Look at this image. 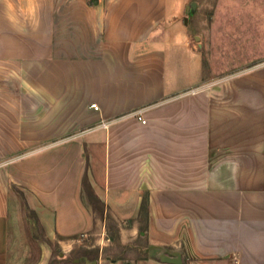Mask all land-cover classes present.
I'll list each match as a JSON object with an SVG mask.
<instances>
[{"label":"crops","instance_id":"0c3cea01","mask_svg":"<svg viewBox=\"0 0 264 264\" xmlns=\"http://www.w3.org/2000/svg\"><path fill=\"white\" fill-rule=\"evenodd\" d=\"M221 1L0 0V264L19 261L21 190L65 251L96 243L84 264H264V43L204 72L252 53L264 8ZM141 209L134 254L83 243L91 214Z\"/></svg>","mask_w":264,"mask_h":264},{"label":"rangeland","instance_id":"374dc122","mask_svg":"<svg viewBox=\"0 0 264 264\" xmlns=\"http://www.w3.org/2000/svg\"><path fill=\"white\" fill-rule=\"evenodd\" d=\"M254 1V0H253ZM257 5L260 7L259 13H262L264 8V0H255ZM229 0H222L220 2V14H223L227 10ZM192 10H196V5L192 7ZM254 13V10L252 11ZM256 23L254 26H257ZM229 45L237 46L238 41L230 42L223 40ZM264 43L262 39H252V53L248 54H225V55H212L206 53L204 55V72L206 76L211 77L214 71L222 74L219 77H227L229 74H234L239 69L257 62L262 56L259 53V43ZM229 47V46H228ZM263 48V47H262ZM234 67V68H233ZM227 68L233 69L228 71ZM230 72V73H229ZM217 80V77H216ZM98 155V152H97ZM21 198L18 202V230L21 233L22 244L20 246L19 256L17 263L15 264H84V255H89L92 258L98 257L99 247H97V241H101L103 237L106 240L107 246L103 250L104 256L110 258L121 257L126 255H132L133 252H137V245L143 243V236L140 235V231L144 230L145 215L141 209V213L135 217L128 215L116 216L106 215L101 216L99 214H91L92 228L89 230L90 235L86 237L84 244H94L89 251L81 247L70 252L65 251L62 247L57 244L56 239L47 238L46 234L43 233L41 225L36 219V215L30 206V198L26 191H20ZM100 208V207H99ZM97 208V210L99 209ZM101 234H103L101 236ZM66 256L63 258V256ZM74 259H79V263H75ZM181 256V260H182ZM184 262V259H183Z\"/></svg>","mask_w":264,"mask_h":264},{"label":"water","instance_id":"95a60500","mask_svg":"<svg viewBox=\"0 0 264 264\" xmlns=\"http://www.w3.org/2000/svg\"><path fill=\"white\" fill-rule=\"evenodd\" d=\"M191 6L193 7L194 4H192ZM162 260L165 262L172 263V264H180L181 263V255L179 253H176L173 256H162Z\"/></svg>","mask_w":264,"mask_h":264},{"label":"built area","instance_id":"2783aa9c","mask_svg":"<svg viewBox=\"0 0 264 264\" xmlns=\"http://www.w3.org/2000/svg\"><path fill=\"white\" fill-rule=\"evenodd\" d=\"M93 105V107L95 108L96 106H95V104H92ZM91 105V106H92ZM144 110L143 109H138V110H135L133 113H132V115L134 116V117H136L137 118V120L140 122V123H142V124H145L146 123V119L144 118Z\"/></svg>","mask_w":264,"mask_h":264}]
</instances>
